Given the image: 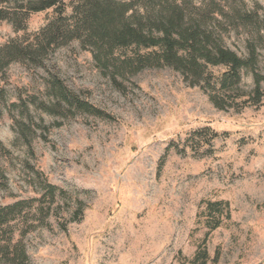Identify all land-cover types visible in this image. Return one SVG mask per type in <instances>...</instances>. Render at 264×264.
Masks as SVG:
<instances>
[{"label": "rangeland", "instance_id": "1", "mask_svg": "<svg viewBox=\"0 0 264 264\" xmlns=\"http://www.w3.org/2000/svg\"><path fill=\"white\" fill-rule=\"evenodd\" d=\"M243 2L264 8V0ZM50 17L31 14L27 34ZM23 35L2 22L0 47ZM223 35L247 57L241 31ZM256 53L264 78V42ZM50 74L107 118L46 112ZM6 76L0 207L34 200L27 215L34 229L22 238L26 264H185L203 241L208 264H264V101L217 110L169 68L113 82L77 42L57 49L43 68L14 63ZM240 87L252 91L250 72H242ZM46 184L63 191L54 203ZM206 201L229 207L213 231Z\"/></svg>", "mask_w": 264, "mask_h": 264}, {"label": "trees", "instance_id": "2", "mask_svg": "<svg viewBox=\"0 0 264 264\" xmlns=\"http://www.w3.org/2000/svg\"><path fill=\"white\" fill-rule=\"evenodd\" d=\"M11 2L16 7H3ZM0 5V24L9 22L24 34L0 47L1 104L6 103V71L11 64L43 68L50 55L72 42L89 51L97 68L108 72L113 82L145 69L169 68L188 86L200 89L217 110H240L264 101V78L256 70L257 42H264V8L259 5L251 10L243 0H0ZM47 11L51 17L45 25L27 34L28 17ZM231 31L243 33L247 57L226 45L223 34ZM243 71L253 78L249 93L240 87ZM46 89L52 100L46 112L66 108L72 115L107 116L55 74L47 78ZM22 106L27 112V103ZM44 188L50 203L63 193L51 184ZM33 202L19 200L0 207V264H26L22 238L34 229L27 221ZM204 210L209 231L230 215L223 201H206ZM209 262L203 241L185 264Z\"/></svg>", "mask_w": 264, "mask_h": 264}]
</instances>
